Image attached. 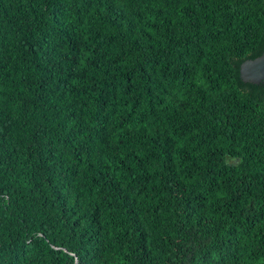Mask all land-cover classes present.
<instances>
[{"label": "trees", "instance_id": "1", "mask_svg": "<svg viewBox=\"0 0 264 264\" xmlns=\"http://www.w3.org/2000/svg\"><path fill=\"white\" fill-rule=\"evenodd\" d=\"M264 0H0V264H264Z\"/></svg>", "mask_w": 264, "mask_h": 264}, {"label": "water", "instance_id": "2", "mask_svg": "<svg viewBox=\"0 0 264 264\" xmlns=\"http://www.w3.org/2000/svg\"><path fill=\"white\" fill-rule=\"evenodd\" d=\"M239 76L244 83L264 84V49L259 57L240 65Z\"/></svg>", "mask_w": 264, "mask_h": 264}]
</instances>
